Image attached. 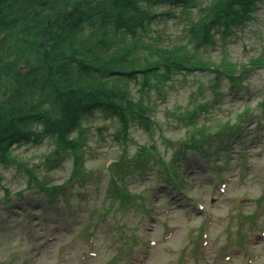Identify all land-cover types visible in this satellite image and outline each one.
<instances>
[{
  "label": "rangeland",
  "instance_id": "1",
  "mask_svg": "<svg viewBox=\"0 0 264 264\" xmlns=\"http://www.w3.org/2000/svg\"><path fill=\"white\" fill-rule=\"evenodd\" d=\"M182 25L176 19L165 22L163 41H172ZM215 40L201 47L202 57L218 62L226 56L240 65L264 59V4L259 2L234 33L224 40L217 34ZM214 75L208 69L183 70L153 85L147 95L131 80L135 97L153 105L152 129L130 122L124 140L116 134L117 118L97 112L83 120L82 178L67 180L72 154L58 163L51 160L52 138L16 148L13 153L24 166L0 167V264H264V113L259 106L264 65L250 67L241 84L222 77L216 100L209 86ZM201 101L209 106L199 107L192 120L190 110ZM245 108L254 116L237 127L243 140L232 137L228 146H219L212 137L209 155L191 149L176 155L193 129L205 124L206 131H214ZM141 146L151 154L133 160ZM119 159L134 170L124 174L120 166L111 167ZM162 160L179 162L180 180L167 181ZM30 169L47 185L62 183L56 199L27 185ZM112 179L131 194L129 203L116 195Z\"/></svg>",
  "mask_w": 264,
  "mask_h": 264
},
{
  "label": "trees",
  "instance_id": "2",
  "mask_svg": "<svg viewBox=\"0 0 264 264\" xmlns=\"http://www.w3.org/2000/svg\"><path fill=\"white\" fill-rule=\"evenodd\" d=\"M259 2L264 4V0H0V167L24 166L13 151L49 137L54 141L55 151L49 154L53 162L73 155L67 180L82 178L83 120L97 112L117 118L116 134L124 140L130 122L152 129L153 105L135 97L131 80L138 81L141 94L147 95L174 73L208 69L215 73L209 86L218 99L222 77L241 84L250 67L264 65V59L240 65L222 56L215 62L202 57L201 47L215 44L217 34L224 40L234 33L253 16ZM170 19L183 25L172 41H163L164 24ZM208 106L201 101L190 110V118L199 115V107ZM259 106L264 113V97ZM247 115L254 116L245 108L234 122L219 123L214 131H206L205 124L193 129L176 155L188 149L209 155L212 137L219 146H228L232 137L243 140L237 127ZM150 154L141 146L132 159L142 161ZM120 160L111 167L120 166L124 174L134 170ZM163 163L167 181L180 180L179 162ZM27 175V185H36L50 201L62 191V183L47 185L31 169ZM113 182L116 195L129 203L131 194Z\"/></svg>",
  "mask_w": 264,
  "mask_h": 264
}]
</instances>
